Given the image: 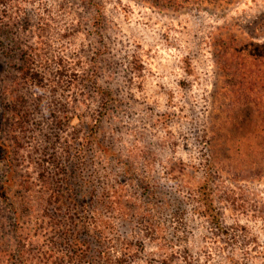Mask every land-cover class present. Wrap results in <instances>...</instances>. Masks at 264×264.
<instances>
[{
  "label": "rangeland",
  "instance_id": "obj_1",
  "mask_svg": "<svg viewBox=\"0 0 264 264\" xmlns=\"http://www.w3.org/2000/svg\"><path fill=\"white\" fill-rule=\"evenodd\" d=\"M64 230L85 263L264 264V0H0V250Z\"/></svg>",
  "mask_w": 264,
  "mask_h": 264
},
{
  "label": "trees",
  "instance_id": "obj_2",
  "mask_svg": "<svg viewBox=\"0 0 264 264\" xmlns=\"http://www.w3.org/2000/svg\"><path fill=\"white\" fill-rule=\"evenodd\" d=\"M206 207L209 206L208 203L205 204ZM210 207V206H209ZM97 213L93 212L90 221L91 224L98 223L99 220L96 217ZM212 223L217 227L221 228L218 217L214 214L210 215ZM62 220V219H60ZM62 222H66L63 221ZM59 224V229L65 228V224L61 223L59 220L56 222V226ZM49 228L52 227L49 225ZM44 229V228H43ZM46 230V229H44ZM55 230V229H54ZM69 235L68 243L64 246V248L58 247H42L40 249L30 248L26 244H21V242H26L25 238L21 235L19 238L16 237V250L13 248L9 250L3 251L0 250V264H95L91 262H82L76 256L77 248L80 246V241L76 238H72V235L68 230H64L61 232L60 238H66ZM97 264H104L103 262H98Z\"/></svg>",
  "mask_w": 264,
  "mask_h": 264
}]
</instances>
